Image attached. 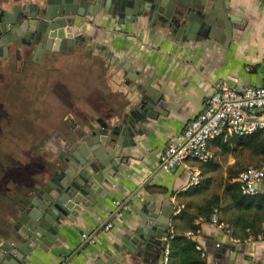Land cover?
Wrapping results in <instances>:
<instances>
[{"label": "crops", "instance_id": "crops-1", "mask_svg": "<svg viewBox=\"0 0 264 264\" xmlns=\"http://www.w3.org/2000/svg\"><path fill=\"white\" fill-rule=\"evenodd\" d=\"M30 3L35 2L22 4ZM105 3L103 0L98 11L76 18L73 30L80 40L72 51H52L43 59L49 55L73 53L83 47L95 48L103 56L106 85H114L109 87L110 91L105 86L104 95L112 94L113 98H104L100 117L78 119L73 115L66 118L69 132H79L78 137H70L73 144L79 141V136L89 132L91 124L98 126L105 122L114 124L123 119L134 120L137 113L142 116L144 130L139 128L134 146L120 151L119 158H126L127 162L120 164L114 176L107 175L112 181L96 177L95 189L90 191L93 201L63 221L60 234L64 240H59L60 247L36 252L27 264H156L152 251H139L135 247L131 250L124 242L140 228L144 217L150 215L153 208L157 215L174 210L171 224H177L182 209L193 210L189 204L195 205L205 199L198 200L203 191L207 194L217 191L223 199L220 206L224 208L229 201L226 187L230 175L256 164L257 158L242 144L246 139L234 135L227 140L221 137L210 141L212 158L207 167L203 168L202 162H188L189 167L199 169L201 174L195 185L190 182V168L182 167L166 173L160 170L159 158L168 143L201 112L217 86L264 85V0L224 1L223 10L239 21L234 22V34L228 39L198 34L190 37L164 22H156L151 13L140 14L135 19L130 16L122 19L114 13L112 6L107 10ZM146 83H151L152 87L149 102L158 98L165 103L163 114L158 115L148 107L150 116H147L141 109L143 96L148 90ZM251 114L258 115L259 112ZM57 142L59 148V145L68 148L67 142L61 139ZM66 151L72 155L69 149ZM52 171L34 191H26L24 197L46 186ZM237 179L232 177L230 182ZM260 189L264 192V181ZM117 200L126 203L128 209L118 208L115 205ZM177 207L181 208L179 213ZM219 211L220 219L232 225L231 219L238 212L234 209ZM109 221L114 227L105 232L103 226ZM200 226L195 240L207 252L206 264H264L263 235L252 242L234 243L220 225L203 219ZM12 227L0 232V244L12 238L13 233L9 231ZM84 232L97 234L96 242H84ZM232 234L242 240L247 237H243L240 228L234 225Z\"/></svg>", "mask_w": 264, "mask_h": 264}, {"label": "water", "instance_id": "water-1", "mask_svg": "<svg viewBox=\"0 0 264 264\" xmlns=\"http://www.w3.org/2000/svg\"><path fill=\"white\" fill-rule=\"evenodd\" d=\"M102 1L39 0L31 12L22 7H17L15 13L6 11V17L2 18L0 14L2 31L4 34L9 33L3 37V45L8 51V41L14 37H23L30 48L34 43L38 44L39 55L46 49L55 52L72 51L76 39L80 38L75 36L73 30L76 18L98 11ZM105 1L107 10L112 6L114 13L122 19L126 16L135 19L140 14L151 13L156 22H164L166 26L174 27L190 37L198 34L228 39L234 34V22H239L229 11L223 10L225 0H211L214 2L212 5L207 0ZM145 87L148 90L143 96L141 109L147 116H150L148 107L158 115L163 114L165 103L158 98L149 102L151 83H146ZM141 119V114L137 113L134 120L123 119L114 124L105 122L98 126L92 124L88 128L89 132L80 136L78 142L73 144L66 140L70 146L68 148L59 145L60 149H64L61 156L64 165L48 185L31 194L28 201L22 204L19 223L12 238L0 244V264H27L36 252H48L53 246L60 247L59 240H64L60 234L63 221L93 201L90 191L95 189L96 177L110 180L107 175L114 176L120 164L127 162L126 158H119V153L124 147L130 149L134 146L139 128L144 130ZM67 149L72 155L67 153ZM154 210L144 217V222L140 223L135 234L128 236L124 242L131 250L135 247L139 251H152L156 264H162L166 246L163 238L169 235L174 210L159 215ZM23 240L25 242L21 243Z\"/></svg>", "mask_w": 264, "mask_h": 264}, {"label": "rangeland", "instance_id": "rangeland-1", "mask_svg": "<svg viewBox=\"0 0 264 264\" xmlns=\"http://www.w3.org/2000/svg\"><path fill=\"white\" fill-rule=\"evenodd\" d=\"M29 1L38 0H0V11ZM49 56L41 63L0 57V232L17 217L11 198L24 197L50 173L55 143L50 138L55 131L65 128L68 116L100 117L104 98H113L104 95L105 86L110 91L112 83L106 85L107 71L97 49ZM212 192H200L198 200L218 193Z\"/></svg>", "mask_w": 264, "mask_h": 264}, {"label": "built area", "instance_id": "built-area-1", "mask_svg": "<svg viewBox=\"0 0 264 264\" xmlns=\"http://www.w3.org/2000/svg\"><path fill=\"white\" fill-rule=\"evenodd\" d=\"M258 111V115L251 113ZM259 130L264 131V85L249 86L244 88H229L217 86L211 96L207 99L204 108L193 118L184 131L177 135L168 143L160 154L159 167L166 173H172L178 168L187 167L192 171L190 182L195 185L200 180V171L191 168L189 161L208 162L212 158L210 150V141L216 138L228 139L230 136H244L253 134ZM241 184L242 193L245 195H255L261 189L264 181V163L262 166H249L242 170L238 176ZM115 205L127 210L128 206L121 200L115 201ZM181 211L177 207L176 212ZM120 213V211H118ZM116 213L119 215V213ZM203 218H198L196 224H200ZM210 222L220 225L230 236L234 243L242 241L252 242L256 237L251 229H247V237L242 240L232 234L231 226L226 222H220V211L214 209ZM114 227L112 221L103 226V231L109 232ZM169 235L164 237L165 254L162 264H170L171 244L169 241L175 234L173 224H170ZM185 235L195 240L197 233L192 230L185 232ZM82 240L89 243H95L97 234L84 232ZM197 249L202 251V257L206 258L207 252L204 247L197 242Z\"/></svg>", "mask_w": 264, "mask_h": 264}, {"label": "trees", "instance_id": "trees-1", "mask_svg": "<svg viewBox=\"0 0 264 264\" xmlns=\"http://www.w3.org/2000/svg\"><path fill=\"white\" fill-rule=\"evenodd\" d=\"M237 137L246 139V141L242 144L245 149L248 148L257 158L256 163H258V161L259 163L264 161L263 130H259L253 134ZM209 163L210 161L203 162L202 164L205 165L203 167H207ZM263 163L259 166H262ZM241 171L242 170H239L234 173V175H230L229 177L226 191L229 196L230 203H228L227 206L220 208L222 200L221 196L219 194H213L209 198L205 199L203 203L195 205L189 204L188 207L193 208V210L184 208L178 214L180 221L177 224H174L175 234L170 240V264H206L205 258L202 257V251L197 249V241L187 237L184 232L192 230L195 233H198L201 226L200 224L195 223L196 219L202 217L205 221H210L215 208H218L219 210L224 209L225 211L234 209L238 212L234 214L231 222L232 225L240 228L243 237L247 236L248 228L251 229L256 238L259 235H263L264 237V227H262V225H264V192L260 190L255 195L243 194L241 184L238 179L234 182H230L232 177L238 178ZM11 200L13 202L14 198H11ZM222 221L223 220L220 219V222ZM229 225L232 228V225ZM233 234L235 235V232H233Z\"/></svg>", "mask_w": 264, "mask_h": 264}, {"label": "flooded vegetation", "instance_id": "flooded-vegetation-1", "mask_svg": "<svg viewBox=\"0 0 264 264\" xmlns=\"http://www.w3.org/2000/svg\"><path fill=\"white\" fill-rule=\"evenodd\" d=\"M35 3H30L29 5H25V4L15 5L10 10H5V9L4 10H1L0 11V14H2V18H4V17H6L4 12L9 11L11 13H15V9L17 7H22L23 9H26L29 12H31L32 9H33V5ZM18 13H21V11H18ZM2 30H3V28L0 25V33H2V34H0V57H14V59L16 61H22L23 63H26V61L29 58H31L32 61L41 63L43 57L46 54H48L49 52H52V51H49V50L46 49L42 53V55L37 54L38 44L37 43H34L33 47L30 48L29 46L26 45L25 39L23 37H21V38L20 37H14L10 41H8L7 46L9 48V50L6 51V49H5L6 46L3 45V43H4L3 42V37L4 36L6 37L9 33L4 34ZM79 40H80V38L76 39V43ZM50 62H52V61H50ZM78 133L79 132H75V133H73L71 131L69 132L68 125H67V123H65V128L64 129L63 128H58L55 131V133L51 136L50 139L53 142H55L56 144L54 143V145H52V149H51V151L53 152V164L51 165L50 171H52V170L53 171H52L51 177H50V179L48 180L47 183H49L54 176L56 177V175L60 172V168L63 167V165H64L63 164L64 163V159L61 158V156H63V150H61L58 147L57 140L60 141V139H61V141H64V142H66V140L72 141L70 139V137L72 135H74V137L75 136L78 137ZM82 134H79V135H82ZM67 147H70V146H67ZM51 151H50V154H52ZM37 184L38 183H35L32 187L35 188L37 186ZM28 190H30V189H28ZM31 190L34 191L35 189H31ZM29 196H28V194H26L25 197H21L17 201L16 200L14 201V206H15L16 211H17V217H16V220L13 223V227L11 226L12 228L9 230V231H11L10 233H13L14 232V229L18 226L19 218H20V214H21L20 213V208L22 207V204L24 202L28 201V197ZM26 197H27V199H26Z\"/></svg>", "mask_w": 264, "mask_h": 264}]
</instances>
